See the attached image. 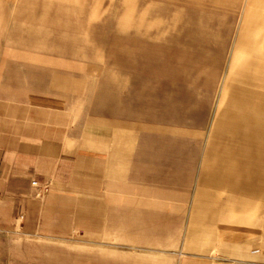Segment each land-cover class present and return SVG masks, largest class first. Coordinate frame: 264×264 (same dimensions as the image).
Masks as SVG:
<instances>
[{"label":"rangeland","instance_id":"374dc122","mask_svg":"<svg viewBox=\"0 0 264 264\" xmlns=\"http://www.w3.org/2000/svg\"><path fill=\"white\" fill-rule=\"evenodd\" d=\"M1 103L131 150L142 230H0V264H264V0H0Z\"/></svg>","mask_w":264,"mask_h":264},{"label":"crops","instance_id":"0c3cea01","mask_svg":"<svg viewBox=\"0 0 264 264\" xmlns=\"http://www.w3.org/2000/svg\"><path fill=\"white\" fill-rule=\"evenodd\" d=\"M14 124L6 129L1 111V231L57 237L77 231L110 239L120 231L134 242L142 227L134 218L131 150L86 149L65 136L22 133L21 122Z\"/></svg>","mask_w":264,"mask_h":264},{"label":"built area","instance_id":"2783aa9c","mask_svg":"<svg viewBox=\"0 0 264 264\" xmlns=\"http://www.w3.org/2000/svg\"><path fill=\"white\" fill-rule=\"evenodd\" d=\"M32 185H35V182H33Z\"/></svg>","mask_w":264,"mask_h":264},{"label":"bare ground","instance_id":"6f19581e","mask_svg":"<svg viewBox=\"0 0 264 264\" xmlns=\"http://www.w3.org/2000/svg\"><path fill=\"white\" fill-rule=\"evenodd\" d=\"M236 90V89H235Z\"/></svg>","mask_w":264,"mask_h":264}]
</instances>
